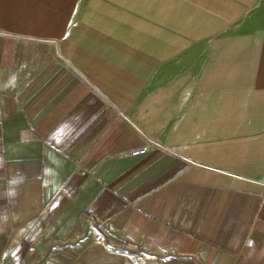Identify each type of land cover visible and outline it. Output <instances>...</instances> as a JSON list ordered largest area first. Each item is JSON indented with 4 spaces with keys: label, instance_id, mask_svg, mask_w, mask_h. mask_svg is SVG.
Here are the masks:
<instances>
[{
    "label": "crops",
    "instance_id": "crops-1",
    "mask_svg": "<svg viewBox=\"0 0 264 264\" xmlns=\"http://www.w3.org/2000/svg\"><path fill=\"white\" fill-rule=\"evenodd\" d=\"M248 18L153 40L103 0H0V264H264Z\"/></svg>",
    "mask_w": 264,
    "mask_h": 264
},
{
    "label": "rangeland",
    "instance_id": "rangeland-1",
    "mask_svg": "<svg viewBox=\"0 0 264 264\" xmlns=\"http://www.w3.org/2000/svg\"><path fill=\"white\" fill-rule=\"evenodd\" d=\"M104 2L113 4L124 11V14H133L137 25L152 26L153 40L160 37L161 28L170 31L172 34L169 36L174 38L178 34L187 42L213 39L225 30L239 26L251 15L256 17L253 20L264 23V0H103ZM256 11L260 12L256 14Z\"/></svg>",
    "mask_w": 264,
    "mask_h": 264
},
{
    "label": "built area",
    "instance_id": "built-area-1",
    "mask_svg": "<svg viewBox=\"0 0 264 264\" xmlns=\"http://www.w3.org/2000/svg\"><path fill=\"white\" fill-rule=\"evenodd\" d=\"M152 146H153V147H159L157 144H154V143H152ZM149 149H150V147H144V148H142V149H137V150L133 151V152L131 153V155L134 156V157L142 156V155L147 154V152L149 151ZM97 238H98V240H100L101 242L104 241V235H103L102 233L98 234V235H97Z\"/></svg>",
    "mask_w": 264,
    "mask_h": 264
}]
</instances>
